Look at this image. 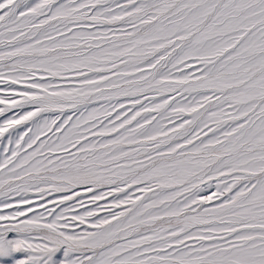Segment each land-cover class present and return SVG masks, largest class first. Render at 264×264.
Listing matches in <instances>:
<instances>
[{
  "label": "snow or ice",
  "instance_id": "1",
  "mask_svg": "<svg viewBox=\"0 0 264 264\" xmlns=\"http://www.w3.org/2000/svg\"><path fill=\"white\" fill-rule=\"evenodd\" d=\"M0 264H264V0H0Z\"/></svg>",
  "mask_w": 264,
  "mask_h": 264
}]
</instances>
